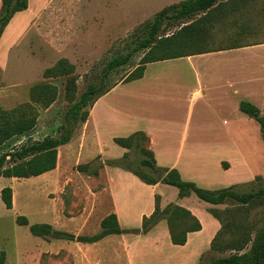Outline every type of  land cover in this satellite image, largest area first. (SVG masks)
<instances>
[{
  "label": "rangeland",
  "instance_id": "374dc122",
  "mask_svg": "<svg viewBox=\"0 0 264 264\" xmlns=\"http://www.w3.org/2000/svg\"><path fill=\"white\" fill-rule=\"evenodd\" d=\"M179 1L181 0H51L49 5L52 9L46 13L40 29L33 31L30 44L21 45L18 53L15 55L13 52L6 66L0 70V108L9 109L26 102L29 88L34 83L45 80L43 70L62 57L74 65L79 95L89 82L99 83L101 69L110 57L131 51L129 62L110 71L101 84L108 86L120 81L142 55V50H135V46L139 38L145 35L144 23L163 7ZM237 20L241 23L248 20L247 27L250 20L252 28L240 38L241 42L264 40V0H254L250 11H246ZM173 28L170 27L167 32ZM228 30H231L230 25L220 26L212 38L211 46L215 47L222 41V45L226 44L224 33ZM200 79L203 82V78L188 67L185 59L153 62L146 66L144 82L120 84L110 97L116 98L119 94L130 92V89H125L127 86H149L148 93L152 97L149 104L144 105L145 108L156 111L162 108L164 118L158 119L173 124L179 121L181 115L174 106L190 101V91L193 87H198ZM50 80L58 88L55 102L44 109L38 107L34 128L7 140L0 146V153L29 139L58 136V127L67 108L63 99L64 81L61 78ZM193 108V120L198 123L194 127L198 130L200 128L202 132L198 131L192 144L207 146L210 150L207 168L212 181L209 185L221 188L242 181L235 186L239 192L264 187L263 179H256L257 176H264V139L259 125L238 108L234 113L231 112L232 116L227 112L223 116V113H218L214 108L207 109L198 98L194 99ZM260 113L264 115V106ZM233 115L242 116L239 119L243 128L241 140L214 138L211 133L212 125L217 128L223 124L224 117L233 119ZM82 126L83 124L78 126L68 143L58 147L54 172L47 171L24 178L0 176V190L6 186L12 190L11 208H5L0 198V248L6 255L2 264H75L77 258L80 260L81 257L85 259V264H210L213 256L220 255L209 250V245L203 246L207 248L197 257L188 247L173 245L166 231V223L165 236L160 231L148 236L135 233L112 234L92 247L75 241L38 237L29 232L27 225L17 224L16 216L24 215L30 224L49 223L54 229L75 235H91L100 230L101 218L111 212V202L103 193L105 176L101 173L107 159L99 153L98 147L81 140ZM102 129L105 140L106 134L111 133V130L107 129L105 123ZM200 134L202 138L198 139ZM109 144L111 148L117 146L111 140ZM105 145L107 147L100 151L105 157H114L117 151L108 148V144ZM140 157L138 150L130 151L132 167H138ZM238 157L239 162H234L233 158ZM215 158L229 159L232 163L231 172H224L223 167L215 170ZM82 164H86L87 168L78 169L77 166ZM244 168L249 169V177ZM232 207V203H227L220 204L215 209L226 220L231 216L223 211ZM81 215L85 220L80 224ZM237 216L243 222L245 220L261 225L264 223V204L241 209ZM163 222L165 221H160V224ZM119 226L132 229L139 225L129 222ZM192 239L194 243L201 244L205 237L199 235Z\"/></svg>",
  "mask_w": 264,
  "mask_h": 264
},
{
  "label": "trees",
  "instance_id": "16d2710c",
  "mask_svg": "<svg viewBox=\"0 0 264 264\" xmlns=\"http://www.w3.org/2000/svg\"><path fill=\"white\" fill-rule=\"evenodd\" d=\"M253 1L181 0L163 7L144 23L145 35L139 38L135 46V50H142V55L130 72L120 81L103 86L101 82L110 71L129 62L131 51L112 56L101 69L99 83L89 82L79 95L74 65L65 57L59 58L53 65L43 70L42 76L45 80L34 83L29 88L26 102L9 109L0 108V146L12 137L23 135L34 128L38 118V107L47 108L57 99L58 88L50 79L61 78L64 81L63 99L67 103V108L58 127L59 134L45 136L39 140L29 139L15 148L1 152L0 176L24 178L53 170L57 164L58 147L68 143L78 130V126L86 121L92 104L116 84L141 78L148 63L248 45L241 42L240 38L252 29L250 20L247 27L248 20L241 23L237 18L250 11ZM26 7L27 0H0V35L13 14ZM222 25L231 26V30L224 33L227 43L222 45V41L212 47V38ZM170 27L174 28L167 32ZM238 108L259 125L264 139V115L260 113V109L246 100H241ZM112 140L127 151L119 158L108 159L107 165L129 171L147 184L161 182L174 186L177 188L178 197L194 194L198 199L213 205L227 203L234 205L232 208L224 209L223 212L231 216L226 220L220 216L218 209L208 208V212L221 225L209 244V250L220 255L213 256L210 264H264V223L257 225L244 219L243 222L237 216L241 209L264 204V187L243 192L236 190L237 184L217 189L204 188L193 181L182 179L176 168L157 166L153 152L147 146L148 136L145 132L137 130L127 136H115ZM131 150H138L141 154L136 168L132 167L130 160ZM222 166L227 168V163L222 162ZM77 167L82 170L86 169L87 165ZM161 173L163 177H160ZM256 179L264 181V176H257ZM0 198L5 208L12 207L10 187L1 188ZM160 220H165L170 242L175 245H183L188 232L201 229L199 220L188 209L175 203H168L161 208L159 195H155L154 210L148 216L142 217L138 228L132 229L121 228L114 212L103 216L100 220V230L91 235H75L54 229L49 223L30 224L24 215H17L15 218L17 224L27 225L32 235L79 243H94L112 234L144 235ZM5 257V251L0 248V264L4 262Z\"/></svg>",
  "mask_w": 264,
  "mask_h": 264
},
{
  "label": "crops",
  "instance_id": "0c3cea01",
  "mask_svg": "<svg viewBox=\"0 0 264 264\" xmlns=\"http://www.w3.org/2000/svg\"><path fill=\"white\" fill-rule=\"evenodd\" d=\"M50 1L27 0V7L15 12L10 18L0 35V70L6 66L13 52H15V55L18 53L21 45L30 44L33 31L40 29L41 23L46 18V13H49L52 9L49 5ZM173 59H185L188 67L198 77L203 78L204 82L200 79L199 84L201 85L198 84V87L191 89L188 103L184 101V104H176L174 106L176 111L181 112L178 122L171 124L167 123L165 119L166 123L159 120L158 118H164L162 108H159L158 111L145 108L144 105L149 104L152 97L148 93L150 90L149 86H127L125 89H130V92L119 94L116 98L110 97L120 84L135 81L144 82L145 67L141 78L116 84L92 104L89 108L88 117L82 126L81 140L91 144L93 147H98L99 153L108 160L119 158L127 151L126 148L117 144L118 147L114 146L115 148H111L109 141H113V137L127 136L134 131L141 130L148 136L147 146L152 150L157 166L176 168L182 179L193 181L204 188L217 189L209 185L212 181L207 168L208 155L210 154L209 148L192 144V140H196V134L202 132L200 128L198 130V128L194 127L198 123L193 120V101L198 98V101H202V105L207 109L214 108L218 110V113H223V116L225 112L230 113L232 116L231 112H235L241 100L249 101L259 109L263 108L264 40L251 41L245 46L208 51ZM132 89L133 91H131ZM240 118L242 116L239 115H233V119L224 117L222 120L223 124L217 128L213 124V132L211 133L214 138L218 140H241L243 128L239 121ZM103 123H105L107 129L111 130V133L108 132L106 134L105 140L102 129ZM200 137L202 138L201 134L198 135V139ZM105 144H108V148L113 151H117L114 157H105L100 151L101 148L107 147ZM238 159L239 157L233 158V161L239 162ZM222 162L228 164L227 168H224V172H231L232 163L229 159L215 158L214 169L219 170L223 167ZM55 169L56 167L50 170L51 173ZM244 172L246 176H250L249 169L244 168ZM101 173L105 176L103 193L108 196L111 202V212L116 214L119 225L133 222L140 226L142 217L144 215L148 216L154 210L155 195H159L161 208L168 203H175L188 209L199 220L201 229L188 232L186 242L183 245H177L184 248L188 247L196 254L195 257L208 247L207 245L210 244L212 237L220 228L219 221L208 212V208L218 207L219 205L202 201L194 194L178 197L177 188L174 186L161 182L156 184L144 183L131 172L119 167L104 164L101 168ZM202 181L205 183H202ZM240 182L242 181L234 184H239ZM83 220L85 218L81 215L79 217L80 224ZM160 221L144 236H148L155 231H160L165 236L166 231L168 233V229L164 230V223L166 222L160 224ZM139 226H134V228ZM199 235H203L205 240L201 244L194 243L192 238ZM99 241L81 244L92 247L97 245ZM203 246L207 247L203 248ZM84 261L83 257L80 260L77 258L75 264H85Z\"/></svg>",
  "mask_w": 264,
  "mask_h": 264
},
{
  "label": "water",
  "instance_id": "95a60500",
  "mask_svg": "<svg viewBox=\"0 0 264 264\" xmlns=\"http://www.w3.org/2000/svg\"><path fill=\"white\" fill-rule=\"evenodd\" d=\"M160 177H163V173L160 174Z\"/></svg>",
  "mask_w": 264,
  "mask_h": 264
}]
</instances>
